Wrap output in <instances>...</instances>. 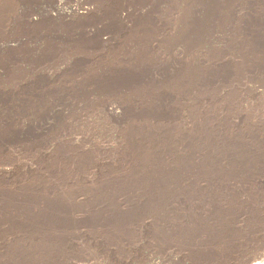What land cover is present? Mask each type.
<instances>
[{"label": "rangeland", "instance_id": "obj_1", "mask_svg": "<svg viewBox=\"0 0 264 264\" xmlns=\"http://www.w3.org/2000/svg\"><path fill=\"white\" fill-rule=\"evenodd\" d=\"M192 2L0 0V56L26 49L32 88L176 54L233 62L162 111L144 87L121 89L134 106L112 120L107 92L86 85L53 130L0 145V264H264V60L225 29L184 41Z\"/></svg>", "mask_w": 264, "mask_h": 264}, {"label": "bare ground", "instance_id": "obj_2", "mask_svg": "<svg viewBox=\"0 0 264 264\" xmlns=\"http://www.w3.org/2000/svg\"><path fill=\"white\" fill-rule=\"evenodd\" d=\"M95 1L98 2L99 0ZM235 1L236 0H193V9L190 10L191 12L188 15L191 20L187 22L182 38L184 41L188 42L195 40L200 42L204 36L209 37L212 33L211 31L215 29H225L234 33V41L232 40L233 44L238 45L240 40L241 44L239 45L244 47L247 46L248 49L251 48L261 56L262 60H264V3L262 2L259 5L260 7L257 11L255 8L259 0H240V5H238L239 8L236 7L237 3ZM21 22L17 23L15 26H18L17 33L27 34L29 28L23 32L25 25L22 24L24 22ZM106 26L110 29L108 30L109 35L114 32V26L116 27L112 22L108 23ZM107 27H104V29L107 30ZM110 31H112V33H110ZM92 36L94 40L88 42V44L85 41L87 45H97L102 35L101 33L98 34L94 32ZM54 52V50H49L48 54L44 55L41 61L45 60V58H49L46 62L52 60L55 57ZM56 55L58 56V54ZM189 60L191 59L185 58L181 54H176L175 56L172 55L161 59L154 58L150 61L130 63L128 66L123 65L114 68L112 66H107L108 68H102V73L98 75H86L83 77L82 82L67 87L43 88V84H37V81L32 88L30 86V81L26 77V71H22L19 66L21 64L27 65L28 51L22 48L19 54L8 53L5 56H0V66L5 69L3 72H5L6 75L8 70H10L8 69L9 65H17L16 68H11L14 70L11 71L12 74L9 78L7 77L8 79L6 81L5 79L0 80V145L13 143L19 136H22L24 140L37 139L49 128L53 130L60 122L65 111L70 112V101L73 94L77 92L81 94L86 85L94 86L96 91L101 90L107 92L103 95L107 96L105 106L110 107L107 116L109 120H112L114 118H124L131 112L134 106L130 102H123L121 98L117 97V92L121 89L126 90L130 87H144L143 89L149 92L147 100L150 103V109L162 111L167 106V102L171 100V96L173 95L172 92H175L181 85L185 86L191 80L193 83L196 81H211L213 77L219 73H229L232 67L231 64L233 63L219 61L217 63L208 64L209 66H207L204 61L199 63L193 58L191 63L187 65ZM193 65L197 68H193ZM76 66L79 65L76 64ZM24 76L26 79L20 80V78ZM196 76H198V80H194ZM35 78L37 79V77ZM48 78L45 76L43 80L47 79V82L49 81ZM180 79L183 80L180 81ZM65 98L66 101L64 100ZM148 102L142 103L139 111L141 110L144 112L145 109L143 110L142 108H144ZM117 110L120 111V113H118ZM13 113L17 115L27 113L31 118H27L22 122H17L11 116ZM86 126H88L86 122H84V124H79L83 132L87 130ZM61 127H64V125H61Z\"/></svg>", "mask_w": 264, "mask_h": 264}]
</instances>
